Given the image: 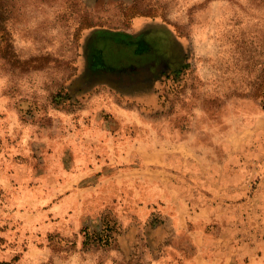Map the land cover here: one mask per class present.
<instances>
[{
    "label": "rangeland",
    "instance_id": "rangeland-1",
    "mask_svg": "<svg viewBox=\"0 0 264 264\" xmlns=\"http://www.w3.org/2000/svg\"><path fill=\"white\" fill-rule=\"evenodd\" d=\"M136 139L171 151L161 185L124 159ZM251 250L264 254V0H0V261Z\"/></svg>",
    "mask_w": 264,
    "mask_h": 264
},
{
    "label": "crops",
    "instance_id": "crops-1",
    "mask_svg": "<svg viewBox=\"0 0 264 264\" xmlns=\"http://www.w3.org/2000/svg\"><path fill=\"white\" fill-rule=\"evenodd\" d=\"M122 146L129 147L128 151H126L125 154L123 155L126 161L140 162L141 164L137 165V168L139 169L141 168L142 169L141 172H143L144 175H149L152 177V175L155 174V178L148 180L149 183L157 182L158 180L156 176L161 175L160 170H158L157 168H153L154 165L164 164V163L168 164V162H171V156L170 154H168V151L170 150L163 148L161 152H159V148H157L158 146L157 143L153 145L152 142L147 143V142L140 141L139 139H136L134 141L125 140L123 141ZM144 149H148L144 151V152H148V154L146 153L144 155L141 152ZM152 183H151V187L154 185ZM157 184L161 185L159 184V182H157ZM204 204H205L204 201H201L200 199L197 202H194V205L192 203L193 206H197V208L200 210L199 212H196V214L201 215L204 213L203 211L207 209L209 210L211 209L208 205L206 204L204 205ZM205 222L206 220L202 218V216L198 217L199 224L205 223ZM243 251H239L238 254H236V256L234 257V264L239 263V262H241L242 264H260L263 262V257H264L263 253L259 254L258 251H253V250L249 251V253L243 252ZM199 254L200 255L197 254L194 256V259H197L196 264H210V263L213 264V261H211L210 255L207 256V254L202 253V251H200ZM247 255H248V259H246Z\"/></svg>",
    "mask_w": 264,
    "mask_h": 264
},
{
    "label": "trees",
    "instance_id": "trees-1",
    "mask_svg": "<svg viewBox=\"0 0 264 264\" xmlns=\"http://www.w3.org/2000/svg\"><path fill=\"white\" fill-rule=\"evenodd\" d=\"M0 264H11V263L8 261H0Z\"/></svg>",
    "mask_w": 264,
    "mask_h": 264
}]
</instances>
